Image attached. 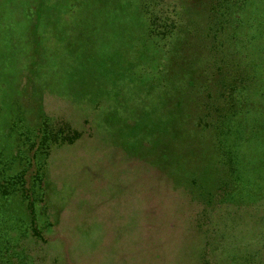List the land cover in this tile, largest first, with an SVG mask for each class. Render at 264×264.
Here are the masks:
<instances>
[{
	"label": "rangeland",
	"instance_id": "obj_1",
	"mask_svg": "<svg viewBox=\"0 0 264 264\" xmlns=\"http://www.w3.org/2000/svg\"><path fill=\"white\" fill-rule=\"evenodd\" d=\"M179 1L0 0V181H17L6 220L35 264H264V206L244 190L264 153L240 152L237 180L215 168L211 128L151 154L171 139L139 112L161 110L159 89L208 125L203 78L245 64L228 0L216 21Z\"/></svg>",
	"mask_w": 264,
	"mask_h": 264
},
{
	"label": "trees",
	"instance_id": "obj_2",
	"mask_svg": "<svg viewBox=\"0 0 264 264\" xmlns=\"http://www.w3.org/2000/svg\"><path fill=\"white\" fill-rule=\"evenodd\" d=\"M190 3L203 11H206L207 8L210 9L212 21L213 17L214 21H216L218 20V15H222V12L216 10H221L226 2L225 0H194ZM180 5L181 7H187L184 6V3L181 4L177 0L176 5H174L175 9L177 8V12L180 9ZM227 5L233 9L232 27H236L232 35L234 39L232 45L234 47L235 45H240L246 48V52L243 54L245 64H238L241 74L239 76H232L229 82H223L226 77H224L225 73L221 68H219V73L213 74L212 78H203L200 88L211 87V90L213 88L212 95L215 94L216 98L213 95L212 100H207L204 96V99L201 101V105H204V108L200 110H203L204 116H206L208 109L210 111L213 110V122L208 125L198 124L197 128L193 127V107L197 103L195 101H193L194 103L188 101L190 99L195 100V98L188 95V101H185L184 97H180V99L174 96L171 97L170 91L172 89L169 86L166 89H159L160 93L155 94L160 97L158 101L162 100L161 110L158 113L147 109L139 112H142L141 119L148 121L145 127L147 133H167L170 131L167 135L171 139L166 136L165 140L161 143L157 142V146L152 148L155 154L150 151L153 159L160 161L166 153L176 158L174 154L176 150L175 145L171 143L173 142V137L180 140L179 137L183 135L184 137H189L186 140H190L191 135H196V132L199 130L203 132L207 128H211V146L215 150L217 161L223 162L226 159L223 164H220L221 167H219L216 161L215 168L220 170L223 167H227L231 172L232 179L237 180L238 171L242 170L240 152L249 147L256 154L264 153V45L261 43L264 39V0H228ZM200 12L202 11L200 10ZM222 16L225 17V14ZM195 21L198 25L201 24L198 20ZM209 32L210 29H208ZM188 59L193 60L192 57ZM188 59L186 64L193 65V61ZM235 65L236 63L233 64V66ZM235 98L237 99V104L235 103ZM171 102H174L177 110H171ZM183 108L186 110H182ZM172 115L177 116V118L179 117L175 123V127L172 126ZM182 115H185V117ZM184 118L187 120L186 125H181L184 122ZM142 122L144 124V121ZM183 144L187 145L189 143L183 141ZM140 146L139 150L145 153L143 148L151 147L152 143L148 141V146H146L142 141V145L140 144ZM146 153L145 155H147ZM2 155L0 149V163L3 160ZM260 164L263 170L250 168V170L244 172V190L251 200L264 206V159ZM246 175L249 177V181L246 179ZM180 180L182 181V178ZM0 182V214L3 215L2 219H0V264H35L32 257L25 251L24 242L22 243L19 240L21 237L15 241L14 233L16 232L11 233L15 230L21 231V227L11 218H9L11 220L9 223L6 220V216L16 217L9 212L16 213L20 207H15L13 205L14 198L10 197L13 193H17L18 189L11 191L9 184H16L17 181L15 179H8L7 182ZM7 183L8 185H6ZM256 195H259L258 201L255 199ZM3 229H5L4 232ZM26 237L28 238V235Z\"/></svg>",
	"mask_w": 264,
	"mask_h": 264
}]
</instances>
